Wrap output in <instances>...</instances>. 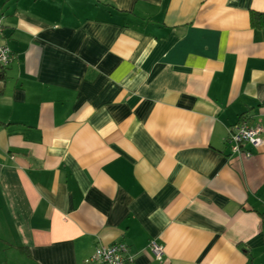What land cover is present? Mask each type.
Returning a JSON list of instances; mask_svg holds the SVG:
<instances>
[{"label": "crops", "instance_id": "0c3cea01", "mask_svg": "<svg viewBox=\"0 0 264 264\" xmlns=\"http://www.w3.org/2000/svg\"><path fill=\"white\" fill-rule=\"evenodd\" d=\"M264 0H0V264H264ZM264 137V132H263ZM165 250L162 261L151 242Z\"/></svg>", "mask_w": 264, "mask_h": 264}, {"label": "built area", "instance_id": "2783aa9c", "mask_svg": "<svg viewBox=\"0 0 264 264\" xmlns=\"http://www.w3.org/2000/svg\"><path fill=\"white\" fill-rule=\"evenodd\" d=\"M14 61L13 52L4 42V25L0 20V68L8 69ZM263 132V127L251 126L248 120L242 119L239 124L230 130L226 145L233 155L250 159L264 145ZM128 250V246L123 242L110 246L100 245L83 264H131ZM150 251L155 259L158 261L163 260L165 250L159 242H151Z\"/></svg>", "mask_w": 264, "mask_h": 264}, {"label": "trees", "instance_id": "16d2710c", "mask_svg": "<svg viewBox=\"0 0 264 264\" xmlns=\"http://www.w3.org/2000/svg\"><path fill=\"white\" fill-rule=\"evenodd\" d=\"M251 23L255 29L261 30L264 33V13L253 12Z\"/></svg>", "mask_w": 264, "mask_h": 264}]
</instances>
